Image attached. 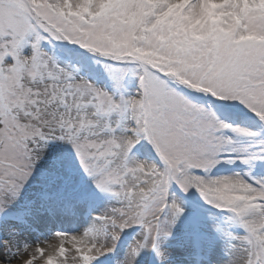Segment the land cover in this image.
Here are the masks:
<instances>
[{
    "label": "snow or ice",
    "instance_id": "1",
    "mask_svg": "<svg viewBox=\"0 0 264 264\" xmlns=\"http://www.w3.org/2000/svg\"><path fill=\"white\" fill-rule=\"evenodd\" d=\"M257 163L264 0H0V264H264Z\"/></svg>",
    "mask_w": 264,
    "mask_h": 264
},
{
    "label": "rangeland",
    "instance_id": "2",
    "mask_svg": "<svg viewBox=\"0 0 264 264\" xmlns=\"http://www.w3.org/2000/svg\"><path fill=\"white\" fill-rule=\"evenodd\" d=\"M128 87H129L130 91L135 90L134 84H129ZM233 111L236 112L238 114V116H240V119L242 121V123L240 124L241 126L248 127V128L253 129V130H256L259 128V124L254 119H252L251 116L244 115L242 113H238L236 110H233ZM228 113L229 112H225L222 109H218V115H220V117L222 119L232 121L230 118H228ZM232 117L235 119L236 122H238V118H236V116L232 115ZM237 139L243 144H246L248 142L244 138H237ZM139 158L145 159V158H150V157H148L147 153L140 152ZM238 168L242 169V171L238 170ZM233 171L247 172V171H249V169L247 166L241 165L239 163V161L236 164H228V163L222 162V163L218 164L212 170V174L214 176L215 175H225V174H230ZM252 175L257 177V178L264 177V165L257 163L256 166L252 169ZM96 198L98 199V203L92 202L90 213H82L79 217H76V218H68V219H63V220L52 222L51 224H49L47 226V228L37 230L36 231L37 234H36V232L30 233L28 235V239L32 240V241H34L36 239H46L50 235V230L51 231L63 230V231H69V232L81 230L83 227L87 226L91 222V219L94 215H98L100 212L104 211L106 208L110 207L112 204L115 203V201L109 200V198L107 196L102 195V194H97ZM127 231H129L128 233H130L131 237L126 238V240L124 238H122V240L120 241V244H119L118 251H123V249H125L127 247V245L132 240L133 233H136L138 231V229L137 228H130V229L125 230V232H127ZM3 239H10V237L4 233H0V240H3ZM3 255H5L3 253V245L0 244V256H3ZM110 256L112 259V261L110 263L114 264V258L112 256V254ZM148 256L149 255H147V254L142 256L141 259L138 261V264H143V261L147 260Z\"/></svg>",
    "mask_w": 264,
    "mask_h": 264
},
{
    "label": "bare ground",
    "instance_id": "3",
    "mask_svg": "<svg viewBox=\"0 0 264 264\" xmlns=\"http://www.w3.org/2000/svg\"><path fill=\"white\" fill-rule=\"evenodd\" d=\"M36 234H37V232H36Z\"/></svg>",
    "mask_w": 264,
    "mask_h": 264
}]
</instances>
